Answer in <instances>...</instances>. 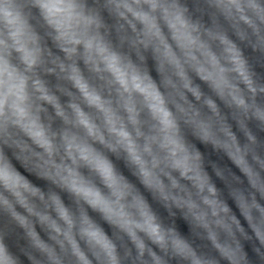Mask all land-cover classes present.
<instances>
[{"label":"clouds","instance_id":"1","mask_svg":"<svg viewBox=\"0 0 264 264\" xmlns=\"http://www.w3.org/2000/svg\"><path fill=\"white\" fill-rule=\"evenodd\" d=\"M0 264H264V0H0Z\"/></svg>","mask_w":264,"mask_h":264}]
</instances>
